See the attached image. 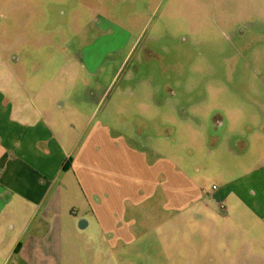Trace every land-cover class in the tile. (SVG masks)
Segmentation results:
<instances>
[{
    "label": "rangeland",
    "instance_id": "rangeland-1",
    "mask_svg": "<svg viewBox=\"0 0 264 264\" xmlns=\"http://www.w3.org/2000/svg\"><path fill=\"white\" fill-rule=\"evenodd\" d=\"M84 53L99 58L96 77L83 72L90 86L111 95L123 85L152 90L159 108L145 109L152 114L140 118L144 124L132 117L119 129H143L140 141L187 169L204 191L213 185L224 191L227 182L264 168V0H0L3 80L16 73L18 85H26L22 71L68 70L70 59ZM54 57L57 64H49ZM232 205L230 219L219 216V202H210L202 222L179 215L171 222L175 233L162 241L153 222L141 243L112 247L107 238L71 236L59 258L62 264H264V235L249 252L248 238L234 227L248 229L245 211ZM160 215L161 222L169 219Z\"/></svg>",
    "mask_w": 264,
    "mask_h": 264
},
{
    "label": "crops",
    "instance_id": "crops-1",
    "mask_svg": "<svg viewBox=\"0 0 264 264\" xmlns=\"http://www.w3.org/2000/svg\"><path fill=\"white\" fill-rule=\"evenodd\" d=\"M72 59L68 70L22 71V86L16 73L5 80L0 74V264H62L71 236L107 238L112 247L144 242L153 231L170 237L173 220L202 222L210 202L220 203L225 219L232 203L241 204L248 229L234 227L255 250L264 235V177L257 176L264 168L227 182L224 191H204L187 169L140 141L143 129H119L132 117L144 124L140 118L152 114L145 109L159 108L152 90L100 91L87 82L96 77L98 55ZM109 98L107 112L94 120Z\"/></svg>",
    "mask_w": 264,
    "mask_h": 264
}]
</instances>
